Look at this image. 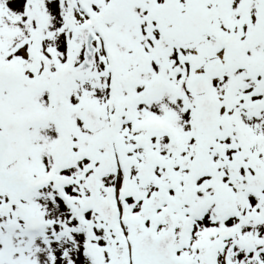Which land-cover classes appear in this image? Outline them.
Masks as SVG:
<instances>
[{
	"label": "snow or ice",
	"instance_id": "1",
	"mask_svg": "<svg viewBox=\"0 0 264 264\" xmlns=\"http://www.w3.org/2000/svg\"><path fill=\"white\" fill-rule=\"evenodd\" d=\"M0 264H264V0H0Z\"/></svg>",
	"mask_w": 264,
	"mask_h": 264
}]
</instances>
